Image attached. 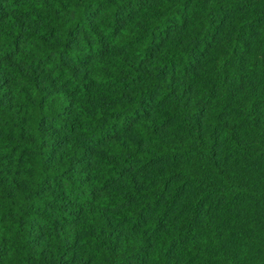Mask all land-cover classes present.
I'll return each mask as SVG.
<instances>
[{
	"label": "trees",
	"instance_id": "trees-1",
	"mask_svg": "<svg viewBox=\"0 0 264 264\" xmlns=\"http://www.w3.org/2000/svg\"><path fill=\"white\" fill-rule=\"evenodd\" d=\"M0 264H264V0H0Z\"/></svg>",
	"mask_w": 264,
	"mask_h": 264
}]
</instances>
